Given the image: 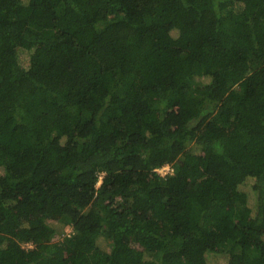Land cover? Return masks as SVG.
<instances>
[{"label": "trees", "instance_id": "obj_1", "mask_svg": "<svg viewBox=\"0 0 264 264\" xmlns=\"http://www.w3.org/2000/svg\"><path fill=\"white\" fill-rule=\"evenodd\" d=\"M0 264H264V0H0Z\"/></svg>", "mask_w": 264, "mask_h": 264}, {"label": "built area", "instance_id": "obj_2", "mask_svg": "<svg viewBox=\"0 0 264 264\" xmlns=\"http://www.w3.org/2000/svg\"><path fill=\"white\" fill-rule=\"evenodd\" d=\"M161 168H166V169H167V172H166L165 174H161V173H160L161 175H166L168 172H172V167H171L170 164H165L164 166L158 168L157 171L160 172V169H161ZM29 245H30V244H29Z\"/></svg>", "mask_w": 264, "mask_h": 264}, {"label": "rangeland", "instance_id": "obj_3", "mask_svg": "<svg viewBox=\"0 0 264 264\" xmlns=\"http://www.w3.org/2000/svg\"><path fill=\"white\" fill-rule=\"evenodd\" d=\"M166 172H167V169L166 168H161L159 173L165 174ZM70 231H71V227L68 226L66 228V233H70Z\"/></svg>", "mask_w": 264, "mask_h": 264}]
</instances>
